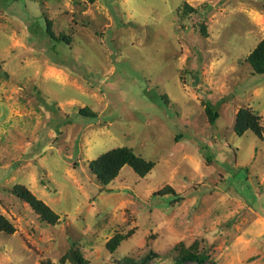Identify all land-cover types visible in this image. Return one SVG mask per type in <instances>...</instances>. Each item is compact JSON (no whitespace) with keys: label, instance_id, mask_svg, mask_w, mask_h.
<instances>
[{"label":"rangeland","instance_id":"1","mask_svg":"<svg viewBox=\"0 0 264 264\" xmlns=\"http://www.w3.org/2000/svg\"><path fill=\"white\" fill-rule=\"evenodd\" d=\"M263 39L264 0H0V264H264ZM122 147L155 167L104 188L91 163Z\"/></svg>","mask_w":264,"mask_h":264},{"label":"trees","instance_id":"2","mask_svg":"<svg viewBox=\"0 0 264 264\" xmlns=\"http://www.w3.org/2000/svg\"><path fill=\"white\" fill-rule=\"evenodd\" d=\"M93 4L96 0H86ZM185 8L194 11L185 6ZM50 28V22L47 23ZM246 62L250 65L253 73L264 76V39L246 58ZM1 67V66H0ZM205 111L209 117V122L214 124L218 119V114L212 105H206ZM80 114L89 117L97 118V115L87 110H81ZM252 132L258 139L263 138V128L260 124V118L249 109H241L237 114L235 132L242 137L246 132ZM129 166L141 178L146 177L155 167V163L147 161L138 156L133 149L122 147L109 151L91 163L90 169L97 176L99 183L104 187L110 186L119 176L121 170ZM171 193H174L170 189ZM13 194L21 201L27 203L33 212L44 222L55 224L59 220V216L43 201L37 199L29 190L22 186H16L13 189ZM15 232L13 224L3 215H0V233L12 235ZM125 237L122 235L116 236L108 244L107 248L110 252H114ZM197 244H194L189 249L183 248L181 258L178 259V264L197 263L205 264L209 261V256L205 253H198ZM72 262L74 264H87L84 257L77 250L71 251Z\"/></svg>","mask_w":264,"mask_h":264}]
</instances>
